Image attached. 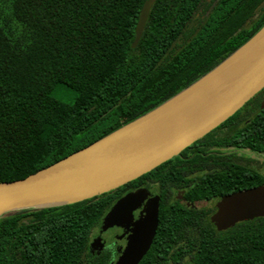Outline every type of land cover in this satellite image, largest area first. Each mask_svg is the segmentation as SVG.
Returning <instances> with one entry per match:
<instances>
[{"label":"trees","instance_id":"16d2710c","mask_svg":"<svg viewBox=\"0 0 264 264\" xmlns=\"http://www.w3.org/2000/svg\"><path fill=\"white\" fill-rule=\"evenodd\" d=\"M144 2L11 5L8 22L18 30L0 23V183L24 179L153 111L264 27V0H156L136 42ZM64 89L73 95H57ZM249 128L255 148L263 146L264 110ZM122 190L2 216L0 264H104L89 243ZM191 219L193 264H264V219L223 233L197 224L196 213ZM168 238L160 236L159 252L141 264H165Z\"/></svg>","mask_w":264,"mask_h":264},{"label":"water","instance_id":"95a60500","mask_svg":"<svg viewBox=\"0 0 264 264\" xmlns=\"http://www.w3.org/2000/svg\"><path fill=\"white\" fill-rule=\"evenodd\" d=\"M156 0H145L136 42ZM264 89V27L219 67L163 105L70 156L24 179L0 183V218L21 209L71 204L114 191L147 174L203 138ZM143 191L117 200L102 231L126 226ZM155 196L115 264H139L158 223ZM264 217V187L226 196L211 217L218 231ZM95 239L91 246H95Z\"/></svg>","mask_w":264,"mask_h":264},{"label":"flooded vegetation","instance_id":"af4514ba","mask_svg":"<svg viewBox=\"0 0 264 264\" xmlns=\"http://www.w3.org/2000/svg\"><path fill=\"white\" fill-rule=\"evenodd\" d=\"M263 110L264 95H255L225 122L155 168L154 173L152 170L125 184L114 203L131 193L143 191L132 213V222L106 231H102L101 222L91 235V255L101 257L104 264H115L128 247L136 225L155 196L159 198L158 223L150 248L139 264L153 249L159 252L156 247L163 234L169 236L163 248L164 263L193 264L190 242L197 236L191 215L195 213L199 216L197 224L210 227L217 233L264 219L240 221L225 231H218L211 219L220 210L226 196L264 187V159H255L264 158V145L255 148V132L249 128ZM110 232L112 234L107 236ZM95 239L99 241L92 247Z\"/></svg>","mask_w":264,"mask_h":264},{"label":"rangeland","instance_id":"374dc122","mask_svg":"<svg viewBox=\"0 0 264 264\" xmlns=\"http://www.w3.org/2000/svg\"><path fill=\"white\" fill-rule=\"evenodd\" d=\"M15 1L16 0H0V23H1V25L7 26L9 28L14 27V30L16 27L14 26L13 23L8 22V20L10 19L11 5ZM57 95H73V94L68 93V91H66L64 89L60 93H58ZM66 98H67V100H69L70 97H66ZM257 158H259L258 160H260V161H263V159H264L263 157H255V159H257ZM111 234H112V232L108 233L107 236H109Z\"/></svg>","mask_w":264,"mask_h":264}]
</instances>
